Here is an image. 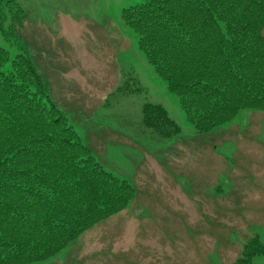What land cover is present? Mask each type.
Listing matches in <instances>:
<instances>
[{
    "label": "rangeland",
    "instance_id": "374dc122",
    "mask_svg": "<svg viewBox=\"0 0 264 264\" xmlns=\"http://www.w3.org/2000/svg\"><path fill=\"white\" fill-rule=\"evenodd\" d=\"M143 1L17 0L24 23L12 39L0 30L12 58L14 38L25 44L98 162L135 188L125 210L37 264H231L255 236L264 244V109L197 133L122 20ZM147 102L163 105L180 133L163 139L145 127Z\"/></svg>",
    "mask_w": 264,
    "mask_h": 264
},
{
    "label": "trees",
    "instance_id": "16d2710c",
    "mask_svg": "<svg viewBox=\"0 0 264 264\" xmlns=\"http://www.w3.org/2000/svg\"><path fill=\"white\" fill-rule=\"evenodd\" d=\"M16 2L0 0L7 39L26 18ZM122 20L197 133L243 109H264V0H145L123 8ZM14 42L13 58L0 47V264H37L126 209L135 188L98 162L25 44ZM143 114L160 138L180 133L163 105L147 102ZM262 254L255 236L231 264H253Z\"/></svg>",
    "mask_w": 264,
    "mask_h": 264
},
{
    "label": "crops",
    "instance_id": "0c3cea01",
    "mask_svg": "<svg viewBox=\"0 0 264 264\" xmlns=\"http://www.w3.org/2000/svg\"><path fill=\"white\" fill-rule=\"evenodd\" d=\"M186 191H188L189 192V189H186ZM182 192H184V191H182ZM185 193V192H184ZM125 210V209H124Z\"/></svg>",
    "mask_w": 264,
    "mask_h": 264
}]
</instances>
